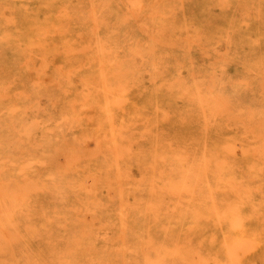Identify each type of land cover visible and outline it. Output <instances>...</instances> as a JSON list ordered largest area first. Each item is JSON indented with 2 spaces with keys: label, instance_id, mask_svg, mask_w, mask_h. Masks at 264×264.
<instances>
[{
  "label": "rangeland",
  "instance_id": "374dc122",
  "mask_svg": "<svg viewBox=\"0 0 264 264\" xmlns=\"http://www.w3.org/2000/svg\"><path fill=\"white\" fill-rule=\"evenodd\" d=\"M203 41L215 50V69ZM214 82L236 111L249 98L264 117V0H0V178H88L95 193L90 242L79 244L76 228L72 244L57 245V262L46 264H215V195L180 194L178 176L106 179L114 176L124 109L139 106L153 120L155 105L171 101L167 88L192 94ZM163 127L171 136L193 133L188 125ZM233 154L241 158L238 147ZM133 198L139 242L106 251L95 238L98 215L127 222ZM218 214L223 227L246 220L239 209ZM237 250L247 256L250 248L244 241Z\"/></svg>",
  "mask_w": 264,
  "mask_h": 264
},
{
  "label": "bare ground",
  "instance_id": "6f19581e",
  "mask_svg": "<svg viewBox=\"0 0 264 264\" xmlns=\"http://www.w3.org/2000/svg\"><path fill=\"white\" fill-rule=\"evenodd\" d=\"M203 43L201 53L215 69V50L212 44ZM167 92L171 101L167 106L155 105L153 120L140 112L139 106L132 113L124 109L114 143V176L106 179L168 180L178 176L182 182L180 194L215 195V264H264V117L254 112L249 98L241 101L245 104L243 112L236 111L234 102L215 89V82L204 89L200 84L192 94L174 87ZM191 102L197 105L196 115L192 114ZM169 123L188 125L193 133L171 136L165 127L160 129ZM236 147L241 152L239 159L233 154ZM87 179L1 177L0 264L23 258L38 264L56 263L57 245H71L76 228L79 244L90 242L87 227L91 224L86 221L92 209L88 201L95 193ZM209 181L213 183L207 184ZM170 188L165 185L162 190ZM117 194L118 202L123 203V188ZM229 197L239 200H224ZM137 200L125 203L127 222L112 224L103 210L98 215L101 223L95 238L107 246L106 251L110 244L117 246L110 251L122 252L139 242ZM152 204L147 201L145 210ZM238 209L246 220L236 219L228 227L218 224L222 222L220 210ZM244 241L250 248L247 256L237 250ZM61 253L67 257L64 250ZM183 255L190 256L189 250Z\"/></svg>",
  "mask_w": 264,
  "mask_h": 264
}]
</instances>
